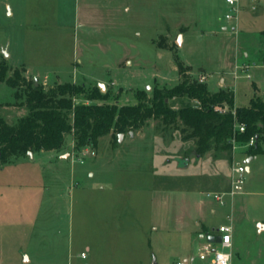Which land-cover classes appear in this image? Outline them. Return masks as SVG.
Segmentation results:
<instances>
[{"label":"rangeland","instance_id":"1","mask_svg":"<svg viewBox=\"0 0 264 264\" xmlns=\"http://www.w3.org/2000/svg\"><path fill=\"white\" fill-rule=\"evenodd\" d=\"M239 9L238 20L227 21L225 0H0V64L6 76L18 69L45 89L71 82L101 94L100 100L76 97V104L134 105L137 92L151 96L155 86L180 82L182 63L192 79L204 77L211 94L225 90L233 93L234 108L248 106L252 99L264 102V0H239ZM21 100L0 81L7 122L27 113ZM190 144L150 119L120 141L108 134L77 150L67 135L61 151L1 161L0 264H23L20 249L37 252L29 264H50L43 229L56 213L62 228H71L75 258L87 261L80 257L81 226L91 240L101 191L115 196L109 201L117 230L126 232L112 264H133L150 251L158 264L175 261L172 242L216 232L222 223L234 231V264H264V230L257 228L264 220V153L245 163L250 170L241 190L220 203L208 195L230 189L232 163L247 158L246 145H236L231 159H214L188 153ZM122 241L125 251L118 249ZM198 248L197 242L193 253ZM127 256L132 263L123 262Z\"/></svg>","mask_w":264,"mask_h":264},{"label":"trees","instance_id":"2","mask_svg":"<svg viewBox=\"0 0 264 264\" xmlns=\"http://www.w3.org/2000/svg\"><path fill=\"white\" fill-rule=\"evenodd\" d=\"M182 79L173 87H153L151 96L135 94L137 103H74V98L100 100L101 94L87 90L83 84L56 82L45 89L34 80L27 81L18 69L6 76L0 64V81L21 98L27 113L16 123L0 115V162H9L28 152H58L67 135L74 149L95 147L99 138L129 133L152 119L164 128L178 131L183 142L190 141L187 152L195 157L210 153L214 159L231 155L236 145H246L247 156L264 153V102L252 99L248 106L235 108L234 95L220 90L210 93L206 83L186 75L187 67L178 63ZM186 98L195 104L171 105L174 99ZM228 108L222 111L219 107ZM243 126V131L238 127ZM257 136V138H255ZM253 142L250 144V139Z\"/></svg>","mask_w":264,"mask_h":264},{"label":"crops","instance_id":"3","mask_svg":"<svg viewBox=\"0 0 264 264\" xmlns=\"http://www.w3.org/2000/svg\"><path fill=\"white\" fill-rule=\"evenodd\" d=\"M62 154L58 155L60 159L63 160ZM56 157V156H55ZM255 156H247L246 159L251 158L253 160ZM50 160L54 159V155H50ZM245 159V160H246ZM249 161V162H250ZM246 171L250 170L248 165H245ZM242 193V192H240ZM96 195V203L93 211V231L91 240L89 236L84 233V225L81 227L83 228V249L80 250V257L82 259H88L87 261L80 262L75 258L77 256V251L75 252V243L73 238L71 237V228L66 227L63 229L61 224L62 218L61 214L56 213L55 219L51 220L47 225H45L43 229V238L44 242V255H46L47 259L49 258L50 264H112L115 260V255L117 251V239H126V232L124 230H117V227L120 225L117 220V215L115 214L113 201H109V199H114L115 196L111 193L101 191ZM109 196V197H108ZM107 198V200H105ZM55 214V213H54ZM85 219L84 216L80 217ZM224 224V223H222ZM258 230H264V220L258 221L257 224ZM216 228H213V230ZM68 231V232H67ZM233 232L232 231V258L231 264L233 263V249H234V242H233ZM215 232L207 231L205 233H197L195 236H185L180 242H172L170 246H172V251L177 254V258L185 257L191 252H193L192 247L198 242V245L201 246L205 240H207V236L213 234ZM201 234L203 237L201 238ZM119 248L124 250L125 242H118ZM131 244V243H130ZM129 245V244H128ZM150 245V244H149ZM130 246V245H129ZM36 248V247H35ZM34 248V249H35ZM131 250V249H130ZM81 253H84L85 256L82 257ZM131 255L132 252H128ZM21 258V262L23 264L32 263L34 259V255L37 252H33L32 256L29 252L25 251L24 249H20L19 251ZM125 255V254H124ZM130 257V259H129ZM133 257L127 256L123 262L128 259V262L132 263ZM155 259V258H153ZM151 259V251L150 254L138 256L135 259L133 264H152ZM156 261V259H155ZM170 260L165 259L162 264L168 263ZM158 264V262L156 261Z\"/></svg>","mask_w":264,"mask_h":264},{"label":"built area","instance_id":"4","mask_svg":"<svg viewBox=\"0 0 264 264\" xmlns=\"http://www.w3.org/2000/svg\"><path fill=\"white\" fill-rule=\"evenodd\" d=\"M228 5V10L226 11L224 17L227 21H237L239 17V0H225ZM247 77L250 74H246ZM204 77L200 78L202 82ZM222 111H225V107H219ZM244 127L239 126L238 130L243 131ZM253 142V138L250 139V144ZM235 148V147H234ZM246 167L245 163L238 162L236 164L232 163L231 168V186L228 191L221 193L213 192L209 194V198L223 203L224 195L230 194L235 195L241 190V187L246 178ZM213 233L214 235L220 236L219 242H210L205 240L204 243L199 246L197 253L191 252L185 257H180L172 261H169L166 264H231V248H232V225L231 224H220ZM81 256L84 257L85 254L81 253Z\"/></svg>","mask_w":264,"mask_h":264},{"label":"water","instance_id":"5","mask_svg":"<svg viewBox=\"0 0 264 264\" xmlns=\"http://www.w3.org/2000/svg\"><path fill=\"white\" fill-rule=\"evenodd\" d=\"M178 43L179 42L177 41V44ZM129 135L130 136L132 135V132L131 131L129 132ZM122 136H123V133L118 134V140L119 141L121 140ZM255 138H257V136H255ZM28 154L31 155V152H28ZM250 159L251 158H248L246 160H243V163H248L250 161ZM179 161L183 163L185 160H179ZM202 237H203V234H201V238ZM207 240L210 241V242H219L220 241V236L219 235L210 234V235L207 236ZM152 264H157L156 261H155V259L152 260Z\"/></svg>","mask_w":264,"mask_h":264}]
</instances>
